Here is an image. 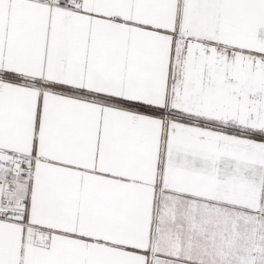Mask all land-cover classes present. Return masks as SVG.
<instances>
[{
	"label": "snow or ice",
	"instance_id": "obj_1",
	"mask_svg": "<svg viewBox=\"0 0 264 264\" xmlns=\"http://www.w3.org/2000/svg\"><path fill=\"white\" fill-rule=\"evenodd\" d=\"M0 264H264V0H0Z\"/></svg>",
	"mask_w": 264,
	"mask_h": 264
}]
</instances>
